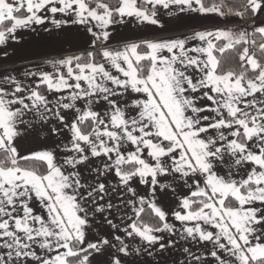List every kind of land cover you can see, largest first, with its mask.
<instances>
[{"label": "snow or ice", "instance_id": "6c2138e0", "mask_svg": "<svg viewBox=\"0 0 264 264\" xmlns=\"http://www.w3.org/2000/svg\"><path fill=\"white\" fill-rule=\"evenodd\" d=\"M159 9L255 19L264 0H0V45L46 22L83 25L95 45L129 18L160 26ZM251 29L105 46L27 73L34 86L0 81V264H91L128 256L126 237L151 255L176 243L162 233L203 249L184 247L186 264H264V25ZM52 122L61 140L21 154L17 139ZM98 216L112 240L87 239Z\"/></svg>", "mask_w": 264, "mask_h": 264}, {"label": "crops", "instance_id": "0c3cea01", "mask_svg": "<svg viewBox=\"0 0 264 264\" xmlns=\"http://www.w3.org/2000/svg\"><path fill=\"white\" fill-rule=\"evenodd\" d=\"M158 19L160 26L138 24L131 18L128 19L130 21L129 26H110L108 29L110 36L105 46L116 49L121 48L128 42L182 37L200 30L225 29L238 32L241 29H247L251 31L253 23L258 26L264 25V12H261L255 19L246 22L239 17L225 18L216 14L184 13L170 16L167 10L159 9ZM31 34H35L40 39L44 35L46 36V33L37 31L33 27L31 29H20L16 33L17 40L9 39L4 45H0V81H3L5 78H11L23 86H34L35 78L27 76V73L39 71L52 72L53 64L56 61L66 59L58 58L60 55L55 53L54 46L38 45L36 43L33 45L31 39H26ZM3 86L8 87L9 85L5 84ZM41 91L43 92L44 89L41 88ZM53 126H55V122L47 125L38 124L34 130L21 135L16 141L21 154H27L29 151L43 148H53L61 140V137L51 134L50 129ZM157 204L166 210L175 207V202L170 192L163 193L158 191ZM114 222H119V214H116ZM169 222H174L171 216H169ZM119 234L123 236V233ZM161 235L164 236L161 243L167 244L169 239L176 241V243L171 247H166L164 250H161L159 245H157L151 250V255H149L144 251L140 253L134 251V249L142 246L139 238L132 240L126 237V242L133 249L128 256L116 252L114 248H105L101 253H93L90 257V262L91 264H111L113 256H118L124 264H186L188 258L183 252L184 247L191 246L193 252L198 255L203 251V249L198 250L195 245H191V242L179 240L178 237L169 236L168 233H162ZM97 236L100 238L107 237L110 240H112L113 236V230L99 216L88 233L87 239L94 241L97 239Z\"/></svg>", "mask_w": 264, "mask_h": 264}, {"label": "rangeland", "instance_id": "374dc122", "mask_svg": "<svg viewBox=\"0 0 264 264\" xmlns=\"http://www.w3.org/2000/svg\"><path fill=\"white\" fill-rule=\"evenodd\" d=\"M57 18H63L59 14ZM130 21L127 20L125 24H116V27L129 26ZM36 30L46 33L43 38H38L35 34L28 35L26 39L32 40L33 45L43 44L46 46H54L55 53L60 55L58 58H69L73 56H84L89 51L101 50L106 42H99V44H93L94 37L87 32L85 26L76 24H63L59 28L51 23H45L42 26H33Z\"/></svg>", "mask_w": 264, "mask_h": 264}, {"label": "trees", "instance_id": "16d2710c", "mask_svg": "<svg viewBox=\"0 0 264 264\" xmlns=\"http://www.w3.org/2000/svg\"><path fill=\"white\" fill-rule=\"evenodd\" d=\"M105 2H109L111 3L113 6H115L116 4V0H105ZM219 2V0H218ZM223 2L225 3V5H235L239 3V0H223ZM92 6H95L94 4ZM242 10V9H241ZM225 18H234L236 16L232 15V16H224ZM243 21H251L253 20L251 14L245 16L244 18H242ZM240 51H242V48L237 49L236 51H228L226 52L223 56H221V62L222 64H224L225 67H234L238 69V66L240 64L239 61V53ZM255 51V50H253ZM92 52H98V50H94ZM257 55L259 56V53H257ZM86 56V55H84ZM97 59H99V56L97 55ZM147 219V217H146Z\"/></svg>", "mask_w": 264, "mask_h": 264}]
</instances>
